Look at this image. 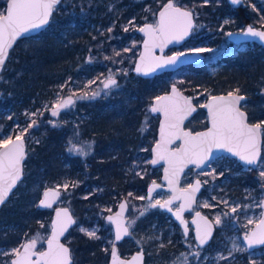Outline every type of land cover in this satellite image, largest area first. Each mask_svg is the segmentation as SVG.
I'll return each mask as SVG.
<instances>
[{"label":"trees","instance_id":"obj_1","mask_svg":"<svg viewBox=\"0 0 264 264\" xmlns=\"http://www.w3.org/2000/svg\"><path fill=\"white\" fill-rule=\"evenodd\" d=\"M165 1L62 0L44 30L19 39L11 49L0 81V134L12 126L23 110L52 102L59 86L66 81L68 86L75 79L112 74L119 88L81 99L77 111L63 116L71 122L64 123L59 118L57 127L46 122L52 116L44 112L40 128L35 129L39 143L32 142L27 148L25 177L0 210V247L19 245L25 234L50 230L52 209L37 207L46 179H59L67 172L80 171L78 175L89 183L116 185V190L135 184L146 189L151 175L130 181L132 174L124 175L123 168L137 158L142 148L148 147L150 151L157 139L159 117L149 111L150 105L172 83L192 95L209 90L212 94L229 92L239 87L246 95L243 102L262 97L264 45L257 44L262 46L260 51L248 49L234 55L225 48L226 43H233L228 39L227 29L251 21L264 26V7L259 2L234 6L229 0H209L208 4L203 0H175L184 6H195L200 26L208 22V28L202 31H207L208 44L216 50L206 55L210 57V65L218 68L211 72L207 65L190 64L151 78L135 74L134 62L143 36L138 28L125 31V23L130 17L143 22L145 6L152 7L157 14ZM224 18L230 23H223ZM74 87H65L63 91L79 95ZM249 116L255 120L251 111ZM194 122L189 121L188 126L199 129L200 122ZM70 137L91 141L92 152L84 158L77 156L76 161L68 157L66 143ZM78 199L73 200L74 209L71 207L76 217H79ZM87 200H82L85 202L82 210ZM75 226L67 236L75 253L73 264H108L109 252L102 249V243L85 234H73ZM2 259L0 256V264H4Z\"/></svg>","mask_w":264,"mask_h":264},{"label":"rangeland","instance_id":"obj_2","mask_svg":"<svg viewBox=\"0 0 264 264\" xmlns=\"http://www.w3.org/2000/svg\"><path fill=\"white\" fill-rule=\"evenodd\" d=\"M257 2H259V4L264 7V0H243V3L248 4L249 6H252ZM191 8L194 9V7ZM5 9V0H0V14L5 13ZM145 9L146 15L143 22L138 20L136 17H130L125 23L124 29L127 28L128 31H131L134 28H139L145 22H153L156 24V12L150 6H145ZM149 13L151 16L148 15ZM197 16L198 12H196V19ZM225 20H228V18L221 19L223 23ZM129 21H132V23L130 24ZM206 24H208V22L200 26L197 19L196 26H198V28L195 30L193 29V35L190 41L186 42L182 46L170 49L168 52H187L192 51L193 49H211V51L203 52L206 59L205 63L203 64L207 65V69L211 70V72H214L218 68V65H210V57H207L208 54L206 55V52L211 53L216 50V47H212L208 44V39L205 37L207 35V31H202L203 28H208V25ZM250 24L264 28V26L258 25L254 21H251ZM246 26L247 25H242L236 29H227L226 33L228 34V32L232 30H243ZM210 38H212V36ZM203 39H205V42L202 41ZM225 48L230 55H234L240 51H245L248 49L260 51L262 46H258L256 43L252 42L242 44H236L233 42L232 44L226 43ZM212 59L216 60L215 56H213ZM107 77V75L86 76L82 79H75L73 84H70L66 87L68 89H72V87L75 86L74 88L80 92L79 95H81L83 92H87L88 98H93L92 92L94 91L99 93V95L96 96H100L119 88V85L116 83V86H110L109 88L105 89L103 84L106 82ZM89 81H95V83L85 87L88 85ZM262 89H264V80L262 82ZM59 91L61 95L65 97L71 94L63 90ZM210 95H212L210 90L193 95L200 109L192 120L195 122H200V128L206 127L207 124V114L202 108V105ZM261 95L262 97L256 101L243 102V107L248 112H252L256 122L264 120V91L261 92ZM55 98L56 96L53 98V101ZM80 100L81 99H76L74 106H70L68 109L61 110V113L58 117L48 118L46 122L50 119L57 121L59 118L66 116L67 112L71 113L77 111L78 107L80 106ZM50 103L51 101H46L38 108L33 110H23L20 114L21 116L14 121L9 129L1 131L0 140L5 139L8 136L13 138L22 134V136L27 139L29 147L32 142H35L37 138H39V134L36 133L35 129L40 128L41 123L43 122V117L39 118L40 123L38 127H33L29 129L28 132L22 133V130L27 127L28 123L31 122V118L26 116L25 113L34 112L37 109L43 110V106ZM72 121H74V119ZM63 122H71V120L68 118H63ZM69 140H71L73 144L85 146L86 151L88 150L87 144L90 143L91 150L89 153H91L93 150V143L91 141H78L74 137H70ZM68 141L66 143V151L69 146ZM151 147L150 151L148 147L142 148L137 158L132 160L129 165H126L123 168L124 175H126V172L127 174H132V179H130V181H133L134 178L151 175L152 177H149L150 180L147 184L153 181L162 182L161 173L163 165L157 167L151 166ZM67 155L74 161H76L77 156H79V154L70 153L68 151ZM84 157L85 156H83V158ZM68 166L70 167V165H65V167ZM261 171H264V144L262 160L256 168L243 165L236 157L222 154L215 157L210 166L206 169L195 170L194 168H191L186 171L181 181L183 186L190 184L196 177H200L204 183L203 191L199 196L197 205L193 210H203L205 213L210 215L214 221L217 214H221L223 223L221 225H216V233L212 241L207 246H198L194 239V235L191 234L189 238H184L182 236L181 239H179L180 244H177L178 249L176 250L170 249L169 245L173 244V236L175 234H179L181 232L183 235L181 228L166 212L160 208L159 205H156L155 207L151 206L155 204L156 201H164L171 194L170 191H166L164 189L158 190L153 194L151 199H148L146 189H143L136 184L130 185L132 187L128 189L123 186L116 190V185H111L109 187L93 184L96 183L95 181L90 183L87 182L78 175L80 171L75 172V174L67 172L62 178L59 179H46L44 181L42 191L48 186L59 185V187L63 190L61 203L68 204L73 209V200L75 198H80L78 199L80 201L77 203V205H79L77 207L79 210V217L77 216L78 223L75 226V229L72 231L73 234H84L79 230L81 227L89 230L95 229L97 236L100 237V239L97 240L102 243V249H108L109 253L113 245L111 242H114V232L111 223L106 220V215L114 211L122 198H127L129 201V210L127 214L128 224L130 221H134V223H132L130 226V236L120 244V250L123 249L127 254H130L136 249L144 248L146 252V264H174V262L175 264H180V261L183 260V257L180 256L181 253L189 254L196 251H199V257L188 255V264H251L252 260H255L256 264H264V246L253 251H248L245 242L242 239V235L253 227V225L260 219L261 212H264V208L256 206L261 200H264V178L260 176ZM66 183L69 185L67 189L63 187V185ZM73 184H75V187L72 186ZM129 193H131V196H129ZM141 197H143V199H141ZM84 199L88 200L86 201L85 209L82 210L85 204V202L82 201ZM224 200L228 201L229 206H236L237 204L240 205L237 213L230 214L228 217H223L222 214L224 212L230 211L229 207H225L223 203H220V201ZM205 203L210 206L205 207ZM177 205L178 204L175 203L173 206ZM245 205L248 207H245ZM51 211L53 212V210ZM250 219L253 221L252 224L248 223ZM43 224L44 223L41 222L40 227ZM49 233L50 230L32 232L31 234L24 237L22 243L28 239L36 237V248H42ZM169 241H171V243H169ZM175 242L177 241L175 240ZM20 244L8 247L2 246L0 247V252L9 251L12 248L19 247ZM161 244H164L165 247L161 248ZM190 244L191 247H189ZM234 244L238 248L244 250L233 251ZM229 251H232L231 256L228 255ZM73 255L75 256L74 252ZM221 255L228 258L226 260L220 259L219 257ZM0 256L3 258L2 262H6L12 258L3 255ZM178 257L180 258V261L177 260Z\"/></svg>","mask_w":264,"mask_h":264},{"label":"snow or ice","instance_id":"obj_3","mask_svg":"<svg viewBox=\"0 0 264 264\" xmlns=\"http://www.w3.org/2000/svg\"><path fill=\"white\" fill-rule=\"evenodd\" d=\"M7 8L4 10L6 14H0V71L4 70L5 62L8 57V50L12 47L13 42L23 34L29 32L33 29H38L46 24H48L50 17L52 16L53 11L56 9V6L61 3V0H5ZM233 4L240 3V0H231ZM204 4H208L209 0H203ZM164 10L160 12V19L156 27L151 24H145L144 27L140 28L139 31L146 32L149 35L156 31L161 33L171 30L178 23L181 25L180 30L178 31L176 38L182 39L183 36L188 34V30L193 26V11L184 10L179 7H176L173 3V0L163 6ZM195 7V6H194ZM264 19V18H262ZM131 24L132 21H129ZM225 24L230 23V21L225 20ZM128 29L126 28L125 31ZM109 32L112 31L111 28L108 29ZM247 34L259 37L261 40H264V31H258L252 26H248ZM156 46V45H153ZM145 47H148L147 42H145ZM192 51L201 53L205 51H211V49H193ZM119 55V53H116ZM185 56L184 52H178L173 56L168 57L162 62H156V66H161L163 64H174L176 61ZM146 57L142 56V60ZM144 69L141 66H137L136 71L141 72ZM148 71L154 70L152 67L147 68ZM2 78V77H0ZM71 77H69V81ZM95 83V81H89L87 86ZM68 82L59 86L60 90H63ZM110 86H116V80L113 78L112 74L106 79L103 87L105 89ZM264 91V89H262ZM241 89L239 87L234 88L232 91H229L227 96H213L211 101L204 105L209 111V116L211 117L212 127L209 128L206 132H197L193 135L192 132H182L179 133L184 138L185 147L177 150L176 152L170 153L169 156L174 159H181L189 154L190 151L203 147L204 151L210 153L211 148H227L228 151L234 152L235 155H238L241 160H243L248 165H256L258 163L257 158L260 155L259 143L261 132L264 131V120H260L258 123H249L247 112L242 110L241 102L245 101L246 97L240 94ZM56 98L50 104H45L43 110L37 109L34 112L25 113L26 116L31 118V122L28 123L27 127L22 130V133L28 132L29 129L33 127H38L40 117L44 116V112H50L52 117H58L61 113V110L68 109L70 106L75 105L76 99H85L88 98V93L83 92L81 95H77L72 92L71 94L62 96L60 91H57L55 94ZM99 95L98 92H92V96ZM178 96L175 86L172 89V96H158L155 98V103L152 104L149 111L152 113L163 112L165 120L161 123V140L157 142V146L153 151L156 152L158 159H165L166 156L161 151L162 145H166L171 142L169 137L176 136L179 130V123L183 119V115H179L181 108L178 105L177 100L175 99ZM183 104L187 105V111L184 112V115H187L188 112L195 111V109L190 106L189 98H181ZM12 117H9L11 119ZM47 123L51 124L53 127L59 126L56 120H48ZM39 143V141H36ZM67 151L70 153H76L79 155L87 156L91 150V144H87V151L85 146L73 144L71 140L68 141ZM0 205H2L6 198L8 197L10 191L20 180L22 175L21 162L25 158V149L24 141L21 135H17L15 139H12L11 136H8L5 139L0 140ZM207 155L201 156L196 163L202 164L207 159ZM157 161L153 160L151 163L155 164ZM170 163L172 160L170 159ZM166 173L168 169L165 170ZM222 175V173H221ZM260 176L264 178V171L260 172ZM168 179V176L165 177ZM171 184V180L169 181ZM75 187V184L72 185ZM156 187V185H153ZM200 186V182L197 181L194 187L190 186V192L185 193L189 197L194 194ZM65 189L69 187L66 183L63 185ZM59 188V185L57 186ZM152 189H149L151 192ZM58 196L59 192L57 190L48 189L43 193V199L39 201L37 207H51L49 197ZM131 196V193H129ZM179 197L174 196L173 199H178ZM143 199V197H141ZM215 199V198H214ZM225 207H229V212H224L223 217H228L230 214H235L240 208V205L229 206L228 201H220ZM171 204V200L166 201L161 204L160 201H156L155 204L151 205L155 207L159 205L162 208H168V205ZM209 207L207 203L204 205ZM257 207L264 208V200H261ZM126 207L125 204H121V212L116 213V236L115 239L118 241L122 238L123 235L129 234V227L134 221H130L128 226L123 224V221L118 219L122 216L123 210ZM245 207H248L245 205ZM183 205H181V210ZM169 211L171 209L169 208ZM57 219L53 221V231L52 235L48 238V250L44 252H34L33 249L36 247L37 238L33 237L28 239L26 242L20 244L19 247L12 248L9 251H2L0 255L13 257L10 260L4 262V264H72V254L68 247L59 242V237L64 234L68 226L74 224L75 221L72 219L71 215L68 212L67 208L60 209L56 213ZM197 216H200V213H197ZM176 217L183 221L180 210L176 212ZM261 219L257 223L256 229L246 232L244 235V240L247 242L248 248H252L254 245L264 244V212H261ZM114 218L112 216L108 217L109 221H112ZM204 221L203 228L198 225L197 228V237L198 246L204 245L212 235V224L207 221L206 218H202ZM215 224L221 225L223 223L221 214H217L215 217ZM249 224H252L253 221L250 219ZM43 227V225H41ZM83 232L89 239H100L96 234V230H89L84 227L79 229ZM185 235L187 234V227L185 226ZM27 236V234H25ZM113 247L111 248L112 264H138L142 261L143 252L137 253L133 256L131 261H124L119 259L117 255V250L115 243L111 242ZM171 243V241H169ZM161 248L165 247L164 244L160 245ZM191 247V244L189 245ZM244 250L238 248L235 244L233 245V251ZM105 252L108 249H104ZM36 256V260H33L32 257ZM193 255L199 257V251L185 254L181 253L180 256L183 257V260L180 261L178 257L177 260L180 261V264H188L187 256ZM229 256L232 255V251H229ZM220 259L226 260L228 257L221 255ZM175 264V262H174ZM251 264H256L255 260L251 261Z\"/></svg>","mask_w":264,"mask_h":264},{"label":"water","instance_id":"obj_4","mask_svg":"<svg viewBox=\"0 0 264 264\" xmlns=\"http://www.w3.org/2000/svg\"><path fill=\"white\" fill-rule=\"evenodd\" d=\"M168 2H169V0L165 1L161 5V7L158 9L157 14H156V19H157L156 24L153 23V22H145L143 25H141L138 28V32L143 36V39H142V41L140 43V51H139L138 55L136 56V59H135V62H134L133 71L135 72V74H137V75H139L141 77L151 78V77H154V76H156L158 74H161L163 72H166V71L177 70V69L181 68L182 66H186V65H190V64H200L201 65V64L205 63V61H206L205 54L203 52L197 53V52H194V51H187V52H184L185 56L180 57L176 61V63H174V64H163V63H161V66H159V67L156 66V62H158V61L162 62L163 60L167 59L168 57L173 56L176 53H178V52H168V51L170 49H173V48H176V47L184 45L192 37L193 29L195 28L196 21H197L196 12H195V10L193 8L181 5L179 3H176L175 0H173V3H174V5L176 7H179V8L184 9V10H192L193 11V26H192V28H190L188 30V34L187 35L183 36L182 39L176 38V35H177V33H178V31L180 30V27H181V25H179L178 23L175 25V27L173 29L165 31L163 33H161L160 31H156V32L152 33L151 35H149L146 32L139 31V29L144 27L145 24H151L154 27H156V25L158 24L159 19H160V12L164 10L163 6L166 5ZM229 2L231 4H233L231 2V0H229ZM242 2H243V0H240V3L233 4V5L234 6H238ZM6 8H7V4H6ZM3 14H6V12L3 13ZM51 17L49 19L48 24H46V25H44V26H42V27H40L38 29L30 30L29 32H27V33L23 34L22 36L18 37L13 42L12 47L8 50V57L6 59V62H7L8 58H9L10 51L14 47L16 42L19 39H21V38L38 34L40 31L44 30L49 25V23L51 21ZM248 26H252L258 31H264V28H262V27H258L256 25L248 24L245 27V29H243V30H240V31L232 30V31H230L228 33V38L231 41H233L234 43H236V44L252 42V43H259V44L264 45V40H261L259 37H254V36H251V35L247 34ZM145 42H147V44H148L147 48L145 47ZM153 45H156V46H153ZM142 56L146 57V59L142 60ZM6 62H5V64H6ZM138 65L141 66L144 70L141 71V72H137L136 68H137ZM148 67H152L154 70L148 71L147 70ZM0 77H2V71H0ZM113 78L117 81V79L115 77H113ZM1 79L2 78H0V81H1ZM173 86H175L176 91L178 93V96L175 99L177 100L179 107L182 109L181 112L179 113V115H183V119L179 123L178 134L176 136L169 137L171 139L170 143H167L166 145H162L161 151L163 152V154H165L166 158L165 159H158L157 155H156V152L153 151V149L156 148L157 142L161 140V123L165 120V117H164L163 112H155V113L151 112L153 115H156V116L159 117V124H158V129H157V139H156V141L153 143V145L151 147V155H152L151 161L156 160L157 162L155 164L150 162V164L153 167H157V166L163 165V168H162V173H161V181L162 182L153 181V182L149 183L148 186H147L146 192H147L148 199H151L153 194L156 191H158V190L164 189L166 191H170L171 194L164 201H162L160 203L163 204L166 201L171 200V204L168 205V208H162V207L161 208L163 210H165V211H168L172 215L174 220L181 227H183V229H185V226H186L187 227V232H188V230H189V220L186 218L185 215H186L187 212H191L193 210L194 206L197 204L198 198H199V196H200V194H201V192L203 190L204 183H203V181H202V179L200 177H196L193 180L192 183L188 184L187 186H183L181 184V181H182V178H183L185 172L187 170H189L190 168H192V167L195 168L196 170L206 169V168H208L210 166V164L213 161V159L216 156H219L221 154H230L233 157H236L243 165H248V164H246L243 160H241L238 155H235L234 152L228 151L227 148H215V147H213V148H211L210 153H208V152L204 151L203 147H200V148H197V149H194V150L190 151L187 156H185V157H183L181 159H174V158L169 156L170 153L176 152L177 150L182 149V148L185 147L184 138L179 133L192 132L193 135H195V133H197V132H206L209 128L212 127L211 117L209 116V111H208V109L206 107H204V105L208 104L211 101V98L213 96H227V94H228V92L216 93V94L210 95L206 99V101L202 105V108L207 112V115H208V126L205 127V128H202V129L193 130L192 128H190V127H188L186 125L187 122L195 115V113L198 110V105L194 101V96L192 94H188V93L184 92L177 83H172L170 85V87H169V90L160 93L156 97H158V96H172ZM240 94L244 95L246 97V95L244 93H240ZM155 98H154L153 102L151 103L150 107L152 106V104L155 103ZM181 98H189L190 102H191L190 106H191V108L195 109V111L188 112L187 115H184V112L187 111V107L188 106L183 104V100ZM242 102H241V108H242V110L247 112V110L242 107ZM247 115H248V112H247ZM248 120H249V115H248ZM249 123H257V122H250L249 121ZM15 137H13L12 139H15ZM22 138H23V141H24V149H25V153H26L24 160L21 162L22 175H21L20 180L17 182V184L10 191V193H9L8 197L6 198L5 202L2 205H0V210H1L2 206L5 203L8 202V200L12 196L13 192L18 187L19 183L25 177V165H26V159H27V156H28V153H27L28 143H27V139L24 136H22ZM0 150H2V149H0ZM259 150H260V155L257 158L258 163L256 165H248V166H251L252 168H256V167H258L260 161L262 160V156H263V132H261V135H260ZM204 155H207L208 158L204 161V163L197 164L196 161L201 156H204ZM170 159L172 160V163H170ZM166 169H168L167 173L165 171ZM166 175L168 176V179L165 178ZM170 180H171V184L169 183ZM197 181L200 182V186H199L198 190L194 194H192L190 196V199H189V197L186 196L185 193H186V191L190 192L191 191L190 190V186L194 187L196 185ZM154 184L156 185V187L153 186ZM48 189L57 190L59 192L58 196H51L50 195L49 199H50V202L52 204V206L50 208L49 207H40L41 209H52L53 210L52 219H51V229H50V233H49L48 237L45 239L44 246L41 249L34 248L33 251L38 253V252H44V251L48 250L47 241H48V238L52 235L53 221L57 219L56 213L60 209L67 208L69 214L71 215V217L75 221V223L68 226V228L64 232V234L59 237V242L61 244H64L66 247H68L70 249L71 254H72V264H73L74 261H75V258H74L71 246L68 243L67 236H68V233H69L70 229L72 227H74L78 223V220H77V217L74 214L72 208L70 207V205L61 203L63 190L60 187L59 188H57V186H48V187H46L42 191V194H41V196L39 198V201L44 198L43 197V193H44V191H46ZM149 189H152V191L149 192ZM174 196L179 197V198L178 199H173ZM39 201H38V204H39ZM122 203L125 204L126 207L123 210L122 216L119 217L118 219L122 220L123 224L125 226H128L129 224H128L127 214H128V210H129V201H128L127 198H122L121 201L118 203L117 207L115 208V210L110 212V213H108L106 215V220H108L109 216H112L114 218L112 221H109V220L108 221L111 223L112 228H113L114 243H115V247H116V250H117V255H118L119 259H121V260L131 261L133 256L137 255V253H140L142 251L143 252V258H142V261L138 262V264H146V252H145L144 248L136 249L132 253H130L129 255L128 254L124 255V254H122L120 252L119 244L121 242H123L124 240H126L130 236V232H131V229L129 227V234L128 235H123L122 238L120 240H118V241L115 239L116 230H117V224L115 222L116 219H117L116 213H120L121 212L120 205ZM175 203H178L177 207H173V205ZM181 205H183V209L182 210H181ZM169 208L171 209V211H169ZM178 210H180L181 217H182L183 221L185 222L184 224H182L181 221L179 219H177V217H176V212ZM197 213H200V216H197ZM202 218H206L207 221L212 224V235L209 238V240L204 245H202L201 247L206 246L208 243H210V241L212 240V238H213V236H214V234L216 232V224H215L213 218H211L208 214L204 213L202 210L199 209V210H196L193 213V216L190 218V221L192 222L193 227H194L195 237H197L198 225L201 227V229L203 228L204 221H203ZM261 218L262 217H260V219ZM259 220L253 225V227L251 229H249V231L256 229V226H257V223L259 222ZM244 235L242 236V239H243V241L246 244L247 250L251 251V250H254V249H257L259 247L264 246V244H260V245H254L252 248H248L247 242L244 240ZM26 241H24V242H26ZM196 241L198 243L197 239H196ZM112 247H113V245H112ZM32 259L36 260V256L34 255L32 257ZM108 264H112L111 250H110V258H109V263Z\"/></svg>","mask_w":264,"mask_h":264},{"label":"flooded vegetation","instance_id":"obj_5","mask_svg":"<svg viewBox=\"0 0 264 264\" xmlns=\"http://www.w3.org/2000/svg\"><path fill=\"white\" fill-rule=\"evenodd\" d=\"M243 3V2H242ZM241 3V4H242ZM188 7V6H187ZM250 24V23H249ZM245 29V28H244ZM230 32V31H229ZM228 32V33H229ZM192 35H193V33H192ZM227 36H228V34H227ZM229 39V38H228ZM230 40V39H229ZM231 41V40H230ZM233 42V41H232ZM256 44H259V43H256ZM262 45V44H261ZM241 93V92H240ZM194 101H195V99H194ZM196 102V101H195ZM242 104H243V102H242ZM242 107H243V105H242ZM244 108V107H243ZM200 108H199V106H198V110H199ZM245 109V108H244ZM198 110H197V112H198ZM197 112L195 113V115L197 114ZM248 112V111H247ZM206 114H207V112H206ZM194 115V116H195ZM248 115H249V112H248ZM193 116V117H194ZM193 117L189 120V121H192V119H193ZM189 121L187 122V126H188V123H189ZM249 121L250 122H256L255 120H251L250 119V116H249ZM206 127L208 126V115H207V121H206ZM258 123V122H257ZM189 127V126H188ZM191 128V127H190ZM205 128V127H204ZM199 129H202V128H199ZM198 130V129H197ZM263 132V131H262ZM263 144H264V134H263ZM222 155V154H221ZM225 155H230V154H225ZM232 156V155H231ZM217 157V156H216ZM214 160V159H213ZM193 168V167H192ZM191 169V168H190ZM195 169V168H194ZM196 170V169H195ZM188 171V170H187ZM193 182V181H192ZM191 182V183H192ZM148 186V185H147ZM204 188V187H203ZM146 190H147V188H146ZM203 191V190H202ZM202 193V192H201ZM201 195V194H200ZM178 204V203H177ZM197 205V204H196ZM195 205V206H196ZM178 206V205H177ZM177 206H173V207H177ZM194 206V207H195ZM161 208V207H160ZM162 209V208H161ZM194 209V208H193ZM115 210V209H114ZM163 210V209H162ZM196 210H199V209H196ZM196 210H192L191 212H187L186 213V218L189 220V230H188V232H187V234L185 235V231H184V229H183V227H181L175 220H174V218L172 217V215L168 212V211H165V210H163L164 212H166L173 220H174V222L181 228V230H182V232H183V235L181 234V232L179 233V234H175L174 236H173V239H174V242H173V244H170L169 245V247H170V249H172V250H176V249H178V245L180 244V241H179V239H181V237L183 236L184 238H186V237H190V235L191 234H193L194 235V239H195V241H196V237H195V233H194V227H193V224H192V222L190 221V218L193 216V213L196 211ZM201 210V209H200ZM203 211V210H202ZM204 212V211H203ZM53 213V212H52ZM205 213V212H204ZM207 214V213H206ZM210 216V215H209ZM211 217V216H210ZM212 218V217H211ZM77 225V224H76ZM251 229V228H250ZM216 233V232H215ZM215 235V234H214ZM244 235V234H243ZM242 235V236H243ZM214 237V236H213ZM213 239V238H212ZM175 240L177 241V242H175ZM125 241V240H124ZM212 241V240H211ZM210 241V242H211ZM122 243V242H121ZM120 243V244H121ZM196 243H197V241H196ZM120 244H119V249H120ZM178 244V245H177ZM198 244V243H197ZM209 244V243H208ZM207 244V245H208ZM206 245V246H207ZM246 245V244H245ZM201 247V246H200ZM203 247H205V246H203ZM36 248V247H35ZM260 248V247H259ZM37 249H41V248H37ZM258 249V248H257ZM255 250V249H254ZM249 251V250H248ZM251 251H253V250H251ZM120 252L122 253V254H124V255H127V253H126V251H123L122 252V250H120ZM133 252V251H132ZM131 252V253H132ZM129 255V254H128ZM109 258H110V253H109ZM109 263V262H108Z\"/></svg>","mask_w":264,"mask_h":264}]
</instances>
